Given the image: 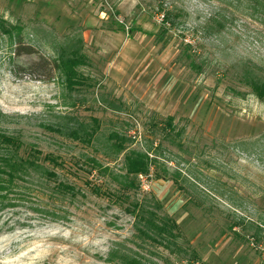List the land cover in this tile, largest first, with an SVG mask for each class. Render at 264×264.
Returning <instances> with one entry per match:
<instances>
[{
    "label": "rangeland",
    "instance_id": "obj_1",
    "mask_svg": "<svg viewBox=\"0 0 264 264\" xmlns=\"http://www.w3.org/2000/svg\"><path fill=\"white\" fill-rule=\"evenodd\" d=\"M220 3L0 0V16L22 25L23 43L36 50L16 55L0 33V111L8 115L0 117V129L20 138L24 156L32 146L42 156L54 155L63 164L53 167L56 181L74 188L73 194H58L55 203L43 201L55 219L36 211L33 201L0 211V264H111L106 257L118 242L155 259L156 247L136 246L127 209L144 198L160 202L196 253L191 262L188 255L158 247L173 264H264V142L244 149L234 145L264 132V101L243 77H264V26L234 14L225 35H212L205 21L221 8L231 11ZM74 28L90 59L82 67L87 84L67 90L54 73L45 80L24 72L40 56L54 57L43 44L49 32L61 37ZM101 94L122 103V109L98 101ZM61 115L96 117L105 134L116 128L130 135L131 148L145 150L152 143L158 163L137 175L136 188L122 195L84 157L94 155L119 170L122 154L106 158L49 130L66 121ZM167 116L181 132L176 137L181 147L164 130ZM174 170L180 171L178 181Z\"/></svg>",
    "mask_w": 264,
    "mask_h": 264
},
{
    "label": "trees",
    "instance_id": "obj_2",
    "mask_svg": "<svg viewBox=\"0 0 264 264\" xmlns=\"http://www.w3.org/2000/svg\"><path fill=\"white\" fill-rule=\"evenodd\" d=\"M219 1L226 7L229 6L231 11L226 14L225 8H221L205 21V30L211 32L212 35L218 37L225 35L227 31L225 29H228L229 23H232L234 14H239L264 26V0ZM0 33L2 36L5 35L4 37H6L16 55L32 54L36 51L33 44L26 45L23 43L24 27L19 23H8L0 16ZM43 44L53 51L54 57L48 59L40 56L37 60L30 62L24 68L26 74L36 75L39 79L50 80L53 78L54 73L67 90H74L87 84L82 67L90 65V59L83 51V37L77 28L63 34L61 37L49 32V38ZM247 76V81L254 92L261 101H264V77L261 79L249 73L243 74V77ZM97 99L112 110L120 111L122 109V103L106 98L102 94ZM69 104L70 106L75 105L74 102ZM0 117L7 118L8 115L0 111ZM60 118H65L66 121H60L55 125L47 126V128L71 140L88 144L94 148L95 152H99L106 158L116 159L122 154V166L119 170L104 164L94 155L84 156L90 169L96 171L99 176H106L111 183L117 186L122 195L136 188L135 178L137 175L147 174L150 166L158 163V156L152 150V143L151 146H146L145 150L131 148L130 144L133 141L130 135L116 128L108 130L105 134L100 120L96 117H90L89 120H80L73 116L61 115ZM164 128L168 133L169 140L181 147L180 142L176 140L181 132H175L173 116L166 117ZM173 132L175 133L173 134ZM261 138L264 142V132L260 137L249 142L248 140L234 141V145L244 149L246 145H252ZM96 143H98V147ZM22 145L23 142L18 136L0 129V211L9 206H16L19 201H33L38 205L35 208L36 211L55 219V211L50 210L48 204L43 201L52 199V203H55L59 199L58 194L66 195L67 192L73 194L74 188L68 182L56 181L57 172L53 167L62 166L63 164L58 162L54 155L46 153L42 156V151L32 146L24 156L20 154ZM220 145H223V142ZM156 146L160 147L161 144L158 143ZM150 151H153L154 154L149 153ZM163 170L165 171V166ZM180 176L179 170L173 171L172 178L174 181H178L177 178ZM51 181L56 182L53 187L50 186ZM35 185L40 189H47L48 192L39 190L40 192L34 193L33 186ZM100 189L96 186L94 191L99 193ZM33 196L37 197L36 200L32 199ZM127 207L134 219L135 237L139 241L136 246L140 247L142 244L148 243L156 247L155 252L152 254L155 259L147 255H141L132 248L118 242L109 250L106 262L111 264H160L157 260H163L165 261L164 264H173L168 258L161 255L157 250L158 247H162L175 256L182 255L184 257L188 255L191 262L196 260V253L189 248L187 242L182 238L178 224L170 215L161 211L162 207L157 199H135Z\"/></svg>",
    "mask_w": 264,
    "mask_h": 264
}]
</instances>
